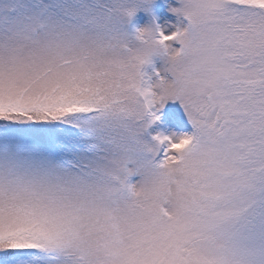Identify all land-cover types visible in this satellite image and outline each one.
<instances>
[{
    "label": "snow or ice",
    "instance_id": "snow-or-ice-1",
    "mask_svg": "<svg viewBox=\"0 0 264 264\" xmlns=\"http://www.w3.org/2000/svg\"><path fill=\"white\" fill-rule=\"evenodd\" d=\"M164 2L0 0V264H264V0Z\"/></svg>",
    "mask_w": 264,
    "mask_h": 264
},
{
    "label": "rangeland",
    "instance_id": "rangeland-1",
    "mask_svg": "<svg viewBox=\"0 0 264 264\" xmlns=\"http://www.w3.org/2000/svg\"><path fill=\"white\" fill-rule=\"evenodd\" d=\"M174 6H179L178 5V3H174ZM139 12H141V15H139L140 17L142 16L143 17V21H142V24H141V26L140 27H142V26H145V25H147V24H150L152 21H150V19L148 18V13H145V12H143V11H139ZM160 14H161V16H162V20H163V24H164V26L163 27H170V24H169V22H171V24H175V23H177V18L174 16V15H172L169 11H168V9H167V4L164 6V7H162V10H161V12H159ZM156 59L158 60L157 61V63H158V66L155 68V69H157V70H161V69H163L164 68V61L161 59V58H159V57H156ZM153 73V69L150 71V75ZM138 179V177H135V180H134V182L136 181Z\"/></svg>",
    "mask_w": 264,
    "mask_h": 264
}]
</instances>
